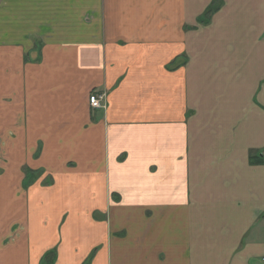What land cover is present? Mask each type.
I'll list each match as a JSON object with an SVG mask.
<instances>
[{
	"label": "crops",
	"instance_id": "crops-1",
	"mask_svg": "<svg viewBox=\"0 0 264 264\" xmlns=\"http://www.w3.org/2000/svg\"><path fill=\"white\" fill-rule=\"evenodd\" d=\"M0 264H264V0H0Z\"/></svg>",
	"mask_w": 264,
	"mask_h": 264
},
{
	"label": "built area",
	"instance_id": "built-area-1",
	"mask_svg": "<svg viewBox=\"0 0 264 264\" xmlns=\"http://www.w3.org/2000/svg\"><path fill=\"white\" fill-rule=\"evenodd\" d=\"M102 99H103V95L96 92H92L91 95L89 96V102L91 107L101 108L103 106Z\"/></svg>",
	"mask_w": 264,
	"mask_h": 264
},
{
	"label": "trees",
	"instance_id": "trees-1",
	"mask_svg": "<svg viewBox=\"0 0 264 264\" xmlns=\"http://www.w3.org/2000/svg\"><path fill=\"white\" fill-rule=\"evenodd\" d=\"M252 158V162L253 163H259V162H263V159L258 157V156H253Z\"/></svg>",
	"mask_w": 264,
	"mask_h": 264
},
{
	"label": "rangeland",
	"instance_id": "rangeland-1",
	"mask_svg": "<svg viewBox=\"0 0 264 264\" xmlns=\"http://www.w3.org/2000/svg\"><path fill=\"white\" fill-rule=\"evenodd\" d=\"M3 28V27H2Z\"/></svg>",
	"mask_w": 264,
	"mask_h": 264
}]
</instances>
